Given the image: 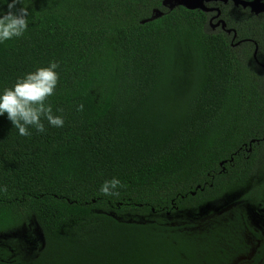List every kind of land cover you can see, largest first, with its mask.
<instances>
[{
  "label": "trees",
  "instance_id": "trees-1",
  "mask_svg": "<svg viewBox=\"0 0 264 264\" xmlns=\"http://www.w3.org/2000/svg\"><path fill=\"white\" fill-rule=\"evenodd\" d=\"M163 1L0 0V264H264V14Z\"/></svg>",
  "mask_w": 264,
  "mask_h": 264
},
{
  "label": "water",
  "instance_id": "water-1",
  "mask_svg": "<svg viewBox=\"0 0 264 264\" xmlns=\"http://www.w3.org/2000/svg\"><path fill=\"white\" fill-rule=\"evenodd\" d=\"M228 1H231L235 6H241L242 8H249V10L258 15L260 13L264 14V0H164L163 4L168 6L169 8H173L176 5H182L187 9L193 10V9H200L204 12H215V15L211 17L209 23L212 28L220 26L222 29H224L228 34L231 33L230 29H225V22L224 20L220 19V10L217 7H208L206 4L210 2H222L227 3ZM216 19L217 21L213 23L212 21ZM236 36V32L233 30V39ZM256 51L254 52V55Z\"/></svg>",
  "mask_w": 264,
  "mask_h": 264
},
{
  "label": "rangeland",
  "instance_id": "rangeland-1",
  "mask_svg": "<svg viewBox=\"0 0 264 264\" xmlns=\"http://www.w3.org/2000/svg\"><path fill=\"white\" fill-rule=\"evenodd\" d=\"M239 197V194L225 195L222 199L212 203H207L199 209V215L206 214L209 211H220L225 207L229 206L230 203L235 201ZM248 217L252 225L256 228H262L264 226V211L255 209L251 206L246 207Z\"/></svg>",
  "mask_w": 264,
  "mask_h": 264
},
{
  "label": "flooded vegetation",
  "instance_id": "flooded-vegetation-1",
  "mask_svg": "<svg viewBox=\"0 0 264 264\" xmlns=\"http://www.w3.org/2000/svg\"><path fill=\"white\" fill-rule=\"evenodd\" d=\"M256 51V55H254V52ZM257 51H258V47L257 45L255 44V48H254V52H253V59L254 61L256 62L257 65H259L263 70H264V63L258 61L256 58H257Z\"/></svg>",
  "mask_w": 264,
  "mask_h": 264
}]
</instances>
